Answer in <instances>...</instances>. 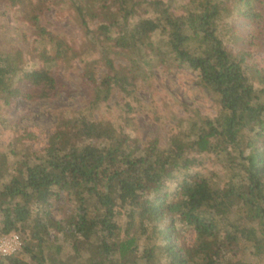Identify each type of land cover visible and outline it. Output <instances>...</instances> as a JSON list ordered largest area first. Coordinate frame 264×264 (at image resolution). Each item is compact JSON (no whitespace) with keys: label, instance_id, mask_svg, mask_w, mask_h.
<instances>
[{"label":"trees","instance_id":"obj_1","mask_svg":"<svg viewBox=\"0 0 264 264\" xmlns=\"http://www.w3.org/2000/svg\"><path fill=\"white\" fill-rule=\"evenodd\" d=\"M1 2L31 7L37 36L27 52L0 44V102L57 98L68 86L54 70L77 61L88 98L56 110L41 150H0V235L23 242L0 264H254L240 254L264 252V0ZM39 4L68 13L79 39L46 27ZM158 65L194 74L218 111L188 108L175 116L184 128L141 141L135 116L150 108L138 82ZM115 92L117 119L97 117ZM207 160L222 165L225 188L198 174ZM60 192L72 211L57 221L48 206Z\"/></svg>","mask_w":264,"mask_h":264},{"label":"rangeland","instance_id":"obj_2","mask_svg":"<svg viewBox=\"0 0 264 264\" xmlns=\"http://www.w3.org/2000/svg\"><path fill=\"white\" fill-rule=\"evenodd\" d=\"M39 6L42 23L46 27L72 40L79 39L80 29L68 13H59L56 8L44 4ZM260 7L264 9V3ZM31 9L25 6L9 9L3 2L0 3L1 45L20 47L26 52L31 48L37 36L28 22ZM236 28L243 34L251 30V26L244 19L236 22ZM261 41L264 46V34ZM229 47L238 48L232 43ZM256 56L263 58L264 66V50L257 51ZM124 70L120 69L119 74H124ZM102 71L104 69H101L99 74ZM81 73L82 66L78 61L73 68H56L54 74L68 86V90L55 99L31 102L20 98L10 104L0 102V150L17 145H30L34 151L45 147L55 130L56 110L60 107L83 108L86 104L88 92L83 85ZM137 95L150 108L148 112L137 113L135 116V133L141 141L157 136L164 142L170 132L184 128L185 124L175 116L186 117L188 108L199 109L202 114L214 115L218 111V103L214 97L202 88L195 75L185 68L167 70L162 65L155 66L150 83L138 82ZM122 103L120 93L115 92L110 102L102 103L101 109H98L95 115H104L116 120ZM196 170L201 177L211 178L218 187L225 188L226 175L220 163L207 160ZM48 207L51 216L57 221L63 220L72 211L64 192H60L57 201ZM195 237L192 229L184 230L183 238L187 243H194ZM240 256L254 264H264V252H254L248 246L242 249Z\"/></svg>","mask_w":264,"mask_h":264},{"label":"built area","instance_id":"obj_3","mask_svg":"<svg viewBox=\"0 0 264 264\" xmlns=\"http://www.w3.org/2000/svg\"><path fill=\"white\" fill-rule=\"evenodd\" d=\"M23 242L18 233L0 235V255H11L19 252Z\"/></svg>","mask_w":264,"mask_h":264}]
</instances>
